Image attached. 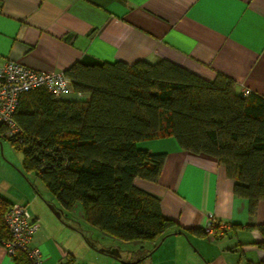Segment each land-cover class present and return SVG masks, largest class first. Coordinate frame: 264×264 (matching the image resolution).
I'll use <instances>...</instances> for the list:
<instances>
[{"label":"crops","instance_id":"obj_1","mask_svg":"<svg viewBox=\"0 0 264 264\" xmlns=\"http://www.w3.org/2000/svg\"><path fill=\"white\" fill-rule=\"evenodd\" d=\"M0 59L48 72L65 71L78 61L167 59L206 80L223 74L237 91L264 97V0H0ZM0 136L7 139L3 129ZM137 147L166 153L157 181L135 177L133 182L159 197L163 216L175 224L155 240L125 242L89 224L80 206L82 228L35 170L25 169L23 156L13 160V147L0 141V196L26 204L38 220L30 243L42 253L37 264H60L70 255L77 263L79 231L100 252L125 262L264 261V236L257 228L264 224V200L249 215L247 200L233 193L234 180L223 163L181 149L173 137L142 140ZM11 163L34 175L32 188ZM50 207L61 211L59 217ZM209 220L227 225L223 236L203 233ZM0 264H17L1 241Z\"/></svg>","mask_w":264,"mask_h":264},{"label":"trees","instance_id":"obj_2","mask_svg":"<svg viewBox=\"0 0 264 264\" xmlns=\"http://www.w3.org/2000/svg\"><path fill=\"white\" fill-rule=\"evenodd\" d=\"M63 72L88 98H56L42 87L25 92L14 114L19 142L8 140L64 210L79 203L89 224L121 241L163 237L175 221L163 216L159 197L133 182L158 180L166 153L137 143L163 137L223 163L249 215L264 200V97L237 91L223 74L206 80L167 59L78 61ZM10 204L0 196V241L10 236ZM257 228L264 236V224ZM14 260L32 264L21 252ZM60 264L77 263L70 255Z\"/></svg>","mask_w":264,"mask_h":264},{"label":"built area","instance_id":"obj_3","mask_svg":"<svg viewBox=\"0 0 264 264\" xmlns=\"http://www.w3.org/2000/svg\"><path fill=\"white\" fill-rule=\"evenodd\" d=\"M41 87L56 98L72 89L71 80L63 71L37 70L9 59H0V126L7 139L18 141L21 135L14 117L20 97L31 89ZM243 92L248 94L249 90L244 89ZM4 223L10 234L9 238L1 240L7 253L14 258L21 252L32 264L40 262V249L30 245L40 224L28 206L12 202L4 214ZM226 227L225 223L209 220L203 230L205 235L214 239L223 236Z\"/></svg>","mask_w":264,"mask_h":264},{"label":"rangeland","instance_id":"obj_4","mask_svg":"<svg viewBox=\"0 0 264 264\" xmlns=\"http://www.w3.org/2000/svg\"><path fill=\"white\" fill-rule=\"evenodd\" d=\"M63 98H71L73 100H82V97H79L77 94H75V92L73 90H71L70 92H67L66 94H63ZM0 141L6 145H8L9 147H13V160H15V158L17 159L18 157H22L23 153L19 150H16L14 148V146L11 145V142L8 139H2L0 136ZM11 167H13L14 171H16L23 179L27 180V178H29L31 180L29 184V186L32 188L31 183H32V179H34V175H28L26 170L23 168L22 169H18L16 167V165H14L13 163L10 164ZM16 172L13 174L17 175ZM42 185V184H41ZM40 185V186H41ZM48 191L49 195L52 196V194ZM50 197V196H49ZM81 205L79 203L76 204V206L74 207V209L72 210V215H75L76 217H78V221L81 223V227H83V223L85 224V222L82 220L81 214H80V210H81ZM86 225V224H85ZM79 239L81 242L80 245L78 247V259H77V264H121L123 259H119V257L117 256H113L110 254H105L104 252H100L99 248L101 247H95L93 245H91L88 240H86V238H84V236L81 235V232L79 231ZM107 239V238H106ZM82 243V244H81ZM122 243V242H120ZM150 242H147V245H149Z\"/></svg>","mask_w":264,"mask_h":264},{"label":"water","instance_id":"obj_5","mask_svg":"<svg viewBox=\"0 0 264 264\" xmlns=\"http://www.w3.org/2000/svg\"><path fill=\"white\" fill-rule=\"evenodd\" d=\"M50 209L52 210V212H53L57 217H59V214H60L61 211H56V212H55L51 207H50Z\"/></svg>","mask_w":264,"mask_h":264}]
</instances>
